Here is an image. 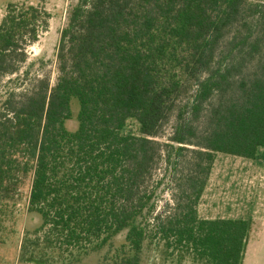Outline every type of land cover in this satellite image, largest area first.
I'll return each mask as SVG.
<instances>
[{"label": "trees", "instance_id": "1", "mask_svg": "<svg viewBox=\"0 0 264 264\" xmlns=\"http://www.w3.org/2000/svg\"><path fill=\"white\" fill-rule=\"evenodd\" d=\"M50 18L17 2L0 24V241L26 201L40 224L22 261H74L125 234L107 260L140 264L155 245L180 264H243L251 223L198 207L218 153L264 149V3L78 0L54 84L28 53Z\"/></svg>", "mask_w": 264, "mask_h": 264}, {"label": "rangeland", "instance_id": "2", "mask_svg": "<svg viewBox=\"0 0 264 264\" xmlns=\"http://www.w3.org/2000/svg\"><path fill=\"white\" fill-rule=\"evenodd\" d=\"M78 0H0V24L5 15L6 7L10 3L25 2L34 5L45 7L51 14L49 29L42 33L39 41L31 45L28 49L30 56L29 63L38 59H44L47 62L45 71H39L40 74L48 73L51 76L52 83L57 80L58 70L56 63V54L61 38V33L68 22L69 12ZM264 3V0H253ZM28 65V64H27ZM39 70L38 67L34 71ZM15 77V76H14ZM13 77V78H14ZM7 78L0 83V106L4 100L5 91L8 88ZM11 86L14 84H10ZM80 111V102L77 98L72 99L73 116L67 121V128L70 130L77 129L78 114ZM168 132L171 128L168 127ZM126 133L139 134V124L135 119H129L127 126L124 129ZM264 156V149H261V155ZM28 190V189H27ZM166 199L169 196L166 195ZM40 224V217L37 214L30 213L27 210V203L23 201L18 205L17 218L15 224V233L6 237L4 242L0 241V264H43L39 261H22L20 259V249L22 240L28 230H34ZM125 241V234L117 236L112 245L105 247L97 252H90L87 255H81L77 260H61L51 261L48 264H115V261L107 260L116 256V250L122 246ZM140 264H180L174 256H168L163 252L162 248H157L155 245L146 246ZM182 264H195L191 260H187ZM197 264V263H196Z\"/></svg>", "mask_w": 264, "mask_h": 264}, {"label": "crops", "instance_id": "3", "mask_svg": "<svg viewBox=\"0 0 264 264\" xmlns=\"http://www.w3.org/2000/svg\"><path fill=\"white\" fill-rule=\"evenodd\" d=\"M198 212L205 219L249 221L243 264H264V156L218 153Z\"/></svg>", "mask_w": 264, "mask_h": 264}]
</instances>
